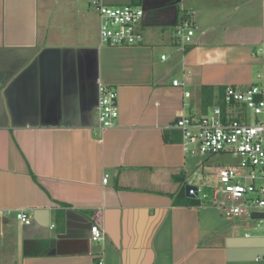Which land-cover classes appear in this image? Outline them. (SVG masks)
Listing matches in <instances>:
<instances>
[{"label": "crops", "instance_id": "1", "mask_svg": "<svg viewBox=\"0 0 264 264\" xmlns=\"http://www.w3.org/2000/svg\"><path fill=\"white\" fill-rule=\"evenodd\" d=\"M90 1L0 0V264H264L263 236L213 206L221 166L186 153L173 126L215 107L250 124L223 95L264 85V0H153L133 47L100 45ZM186 18L194 34L182 49ZM99 84L119 110L104 132ZM199 183L207 199L187 205Z\"/></svg>", "mask_w": 264, "mask_h": 264}, {"label": "built area", "instance_id": "2", "mask_svg": "<svg viewBox=\"0 0 264 264\" xmlns=\"http://www.w3.org/2000/svg\"><path fill=\"white\" fill-rule=\"evenodd\" d=\"M91 8L99 17V43L106 47H133L143 42L141 24L144 10L141 6L108 7L103 0H91ZM194 29L189 19L182 20L175 31V44L184 49L191 43ZM162 60L165 56L161 57ZM178 81L173 86H180ZM189 96V93L185 94ZM223 101L227 106H240L252 114L253 120L264 113V85H252L244 90L226 87ZM119 115L117 92L104 85L98 86L97 129L101 132L116 126ZM173 126L182 134L183 149L194 150L202 156L229 154L237 157L235 165L221 166L214 170L216 187L213 206L227 219L248 217L255 223L254 229L262 230L264 238V124L256 121L248 124L236 117L224 118L220 107L201 117L177 115ZM108 181L104 176L103 184ZM199 183L191 187L189 194L205 201L208 195ZM222 199L217 201L216 198ZM261 218H252V214ZM10 213L7 212L6 216ZM14 218L20 224L30 225L29 215L16 212ZM91 240L102 241L105 234L97 225L90 227ZM248 236V235H247ZM264 260V254L261 258ZM258 259V260H259ZM99 264H102L100 262Z\"/></svg>", "mask_w": 264, "mask_h": 264}, {"label": "rangeland", "instance_id": "3", "mask_svg": "<svg viewBox=\"0 0 264 264\" xmlns=\"http://www.w3.org/2000/svg\"><path fill=\"white\" fill-rule=\"evenodd\" d=\"M122 7H125V6H122ZM247 112V115H248V119H249V123L250 124H253L254 123V121H252V120H250V118L252 117V114L250 113V112H248V111H246ZM253 118V117H252ZM192 148H194V147H192ZM213 159L216 161V164L217 165H220V166H228V165H231V164H233V163H237L238 162V160H235L236 159V157H234V156H232V155H228V154H226V155H220V156H217V157H213ZM239 162H240V160H239ZM188 186H191V185H188ZM205 203H207V202H205ZM215 208V207H214ZM215 209H217V208H215ZM220 216V215H219ZM224 219V218H223ZM240 219V218H239ZM220 220H222V219H220ZM225 221V220H224ZM237 224L239 225V226H242L241 228H240V233L241 234H243L244 232H248V233H250L251 235H262V230H258V229H254V227H255V223L254 222H252L248 217H246V216H244V217H242L238 222H237ZM245 225H248V229H245ZM250 228L252 229V230H250Z\"/></svg>", "mask_w": 264, "mask_h": 264}, {"label": "water", "instance_id": "4", "mask_svg": "<svg viewBox=\"0 0 264 264\" xmlns=\"http://www.w3.org/2000/svg\"><path fill=\"white\" fill-rule=\"evenodd\" d=\"M151 1H153V0H145V1H143V4H142V6H141V8L144 10V12L145 11H148L149 9H150V5H149V3L151 2ZM179 0H177L176 2H178ZM191 189V187H186V189H185V194H186V196L188 197V198H194V197H196V196H191L190 194H189V190ZM262 217V215L261 214H256V213H254V214H252V218H261Z\"/></svg>", "mask_w": 264, "mask_h": 264}, {"label": "trees", "instance_id": "5", "mask_svg": "<svg viewBox=\"0 0 264 264\" xmlns=\"http://www.w3.org/2000/svg\"><path fill=\"white\" fill-rule=\"evenodd\" d=\"M186 204L187 205H198L199 204V200L197 198H191V199H186Z\"/></svg>", "mask_w": 264, "mask_h": 264}]
</instances>
